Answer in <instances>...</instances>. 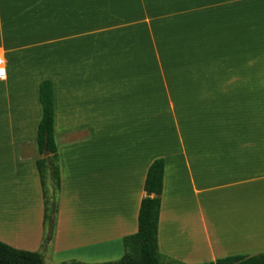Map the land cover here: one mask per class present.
I'll list each match as a JSON object with an SVG mask.
<instances>
[{"label":"crops","instance_id":"0c3cea01","mask_svg":"<svg viewBox=\"0 0 264 264\" xmlns=\"http://www.w3.org/2000/svg\"><path fill=\"white\" fill-rule=\"evenodd\" d=\"M0 242L45 264L115 262L164 162L158 251H264V0H0ZM60 191L45 240L39 84Z\"/></svg>","mask_w":264,"mask_h":264},{"label":"trees","instance_id":"16d2710c","mask_svg":"<svg viewBox=\"0 0 264 264\" xmlns=\"http://www.w3.org/2000/svg\"><path fill=\"white\" fill-rule=\"evenodd\" d=\"M39 102L42 117L37 127L36 168L43 197V230L45 240L54 236L59 208L60 170L53 133L52 84L44 80L39 84ZM44 152L47 155L44 156ZM164 162L154 160L148 167L144 191L137 216V232L123 239L124 254L115 262L101 264H173L165 262L158 251V221L163 189ZM0 264H45L39 252L12 248L0 242ZM67 264H85L70 262ZM203 264H264V251L252 255H236L217 258Z\"/></svg>","mask_w":264,"mask_h":264},{"label":"built area","instance_id":"2783aa9c","mask_svg":"<svg viewBox=\"0 0 264 264\" xmlns=\"http://www.w3.org/2000/svg\"><path fill=\"white\" fill-rule=\"evenodd\" d=\"M6 76V69L4 67L3 61L0 60V79H3Z\"/></svg>","mask_w":264,"mask_h":264},{"label":"water","instance_id":"95a60500","mask_svg":"<svg viewBox=\"0 0 264 264\" xmlns=\"http://www.w3.org/2000/svg\"><path fill=\"white\" fill-rule=\"evenodd\" d=\"M46 155H47V152H44V156H46ZM145 195H146V196H150V193L147 192V193H145Z\"/></svg>","mask_w":264,"mask_h":264},{"label":"rangeland","instance_id":"374dc122","mask_svg":"<svg viewBox=\"0 0 264 264\" xmlns=\"http://www.w3.org/2000/svg\"><path fill=\"white\" fill-rule=\"evenodd\" d=\"M118 261V260H117Z\"/></svg>","mask_w":264,"mask_h":264}]
</instances>
